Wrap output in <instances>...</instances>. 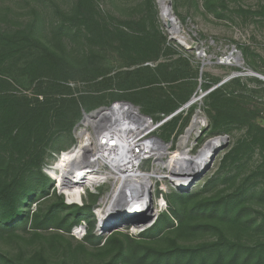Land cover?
<instances>
[{
	"label": "rangeland",
	"instance_id": "374dc122",
	"mask_svg": "<svg viewBox=\"0 0 264 264\" xmlns=\"http://www.w3.org/2000/svg\"><path fill=\"white\" fill-rule=\"evenodd\" d=\"M51 1L64 9L74 0H38L40 8L45 10L46 15L52 14ZM166 2L171 9L170 17L177 25L174 37L169 30L170 25L168 26L163 21L159 0H152L151 4L143 0H123L120 4L118 0H94L96 16L107 26L108 32L118 33V30L121 33L134 35V37L135 34L141 37L144 31L153 33L155 30L159 39L163 41L161 52L157 56L150 52L147 56L153 58L151 61L136 62L137 56L132 49L135 41L126 43L128 47L125 48L120 43L119 36L114 35L105 43L96 45V52L92 54L84 36L72 39L70 32L65 34L66 43L69 41L68 48L72 49L76 59L82 58L83 55L94 56L90 65L95 70L93 73L69 76L66 81L55 79V83L68 85L70 90L69 94H64L66 91L62 92L63 90L60 89L47 93L51 97L52 108L62 105L68 110L70 109L67 105L68 97L72 95L79 98L82 94H86L88 100L92 97L86 103L89 108L87 110L85 107L81 108L87 113L101 106L114 104L134 107L148 125L154 126L152 131L146 135V139L157 137L167 145L165 156L161 161L163 176L168 174L169 168L175 161L178 139L190 124L195 113H198L201 118V127L191 136L187 148L192 146L191 152L194 153L205 140L215 136H225L226 144L215 154L209 168L204 173L202 172L189 188L182 190L170 179H156L151 188L150 198L151 205L158 211L149 225L134 230L131 223H126L106 230L101 225L98 214L100 215L107 205V198L110 196L116 179L112 181V178L108 177L93 185L88 184L66 190L62 187L58 168L59 156L74 147L77 140L76 125L86 113L83 115L84 112L80 111L77 121L69 130L48 132L45 140L47 144L45 145L43 169L49 177L51 176L57 192H60L57 186L64 191L67 196L62 194L65 201L67 202L68 198L67 203L69 204L85 205V203H90L99 191H106L100 195L88 213V216L91 215L95 222L94 234L102 239L114 231H122L132 237H138L139 233L154 222L159 213L168 209L165 198L174 192L203 196L219 192L222 197L232 195L231 206L238 203L243 207L245 214L252 216L256 224H264V149L258 142V139L264 137L262 132L264 131V0H166ZM28 3L29 0L28 2L19 0L16 14H12L4 8L9 5L14 6L9 0L2 1L1 7L4 10L2 12L7 16L0 23L3 32H14L21 29L27 17H31ZM12 16L16 19H11ZM52 19L58 22L60 17L56 16ZM140 21L143 26H139ZM74 31H76L75 28ZM137 42L139 40H136ZM231 47L237 50L238 61L236 63L238 65H235V62L227 64L226 60L230 56ZM80 61L84 62V58ZM16 67H19V64ZM143 67L158 69L154 75L143 71L138 78L129 74L131 81L125 83V87L137 89L151 81L153 83L146 87L151 86L155 89L148 91L145 98L140 97L144 105L140 102L129 105L123 102L122 97L116 95L123 90L118 86L119 80L116 76L123 72H135ZM12 74L17 77L18 82L11 80L12 87L2 94L27 95L32 98L33 90L37 89L39 79L31 84L27 72L20 73L14 70ZM204 83L210 84L207 91L222 85L220 93L214 100H211L215 108L206 105L207 91L202 89ZM172 87L174 88L171 90ZM169 92L175 93L174 97L177 100L180 97L186 98L180 103V107L190 100L192 102L190 106L179 112L174 113V111L165 116L171 119L180 115L176 125L178 133L170 139L166 138L165 133L160 130L161 124L155 126L161 120L159 117L162 115L156 106L157 98L161 99L162 94ZM114 94L116 97L112 96ZM62 98L65 99L63 102L60 101ZM39 99L43 97L40 96ZM144 106L149 110H144ZM73 113L71 112V115ZM210 113L217 116L219 126L216 130L212 127ZM183 122L184 125L180 127ZM154 164L153 158H144L139 164V169L148 172L152 170ZM36 207L34 203L31 206L33 209ZM81 223L80 232H83L87 221H81ZM231 224L228 219H221L217 226L189 238L179 239L178 243L183 242L187 246H196L220 238L222 246L227 247L226 242L229 241L236 245L246 246L257 245L260 241L264 242V231L255 228L253 229L256 231L249 232L251 235L239 231L240 238H236L234 227ZM72 229L69 234L76 240H82L79 230L75 232V228ZM37 242L39 240L33 239L31 244L36 245ZM97 262L98 260L93 259L82 264H96ZM237 262L238 257L233 264Z\"/></svg>",
	"mask_w": 264,
	"mask_h": 264
},
{
	"label": "trees",
	"instance_id": "16d2710c",
	"mask_svg": "<svg viewBox=\"0 0 264 264\" xmlns=\"http://www.w3.org/2000/svg\"><path fill=\"white\" fill-rule=\"evenodd\" d=\"M2 1L0 23L7 17L2 12ZM9 1L14 7L9 5L4 9L16 14L19 0ZM143 1L152 3V0ZM27 6L31 17H27L20 30L3 32L0 27V264H82L93 259L98 260L96 264H233L237 257L236 264H262L264 242L261 241L253 246L236 245L229 241L226 242L227 247L222 246L220 238L196 246L178 243L179 239L217 226L224 218L232 223L236 238H240L239 231H264V224H256L238 203L231 206L232 195L222 197L219 192L204 196L193 193L169 194L165 198L168 209L159 213L138 237L122 231H114L103 239L94 234L95 222L88 213L106 191H99L85 205L69 204L62 195H65L64 191L57 186L60 193L57 192L53 180L43 169L48 132L69 130L77 121L80 111L84 112L83 107L86 110L89 108L86 106V94L79 95V98L70 94L68 110L62 105L52 108V100L47 93L60 89L66 91L64 94H69L70 87L55 83V79L66 81L69 76L93 73L95 70L90 65L94 56L83 55L84 62L80 61L82 58L76 59L64 35L70 32L72 39L84 36L92 54L96 52V45L105 43L114 35L119 36L125 48L128 47L126 43L134 40L132 49L137 56L136 62L153 60L147 55L152 52L157 56L163 41L155 30L153 33L144 31L141 37L118 30V33L108 32L107 26L96 16L94 0H74L64 9L51 1L50 15L40 8L38 0H29ZM56 16L60 17L58 22L52 19ZM11 19L15 20L16 17L12 16ZM138 24L143 26L142 21ZM136 40L139 42L136 43ZM18 64L19 67H16ZM157 69L143 67L135 72L119 73L116 76L119 80L117 84L123 90L116 95L129 105L142 103L140 97L145 98L148 91L155 89L146 87L153 82L148 81L140 88L131 89L125 87V83L131 81L128 75L138 78L143 71L154 75ZM14 70L27 72L31 84L39 79L32 98L2 94L12 87L11 80L18 82L12 74ZM221 86L207 91L210 84H203L202 89L207 91L206 105L215 108L211 100L220 93ZM174 94L169 92L162 94L161 99L157 98L156 106L162 112L159 120L176 111L186 99L180 97L177 100ZM40 96L43 99H39ZM64 100L62 98L60 101ZM144 110L149 109L144 106ZM71 112L74 113L71 115ZM209 115L213 129H218L217 116ZM179 118L180 115L174 116L160 125L166 138L170 139L178 133L176 125ZM183 125L184 122L180 127ZM258 142L264 149V137ZM33 203L37 205L34 209L31 208ZM85 220L87 224L82 240L74 239L69 232ZM33 239L39 242L32 245Z\"/></svg>",
	"mask_w": 264,
	"mask_h": 264
},
{
	"label": "bare ground",
	"instance_id": "6f19581e",
	"mask_svg": "<svg viewBox=\"0 0 264 264\" xmlns=\"http://www.w3.org/2000/svg\"><path fill=\"white\" fill-rule=\"evenodd\" d=\"M159 5L163 21H169V30L174 37L177 25L170 17L171 9L166 0H159ZM237 57L235 65H238ZM191 103L190 100L187 106ZM76 126L74 147L58 158L62 187L71 190L96 184L108 177L112 181L116 179L107 205L98 214L106 230L128 222L134 230L146 225L158 211L151 205L150 198L156 179H170L175 186L185 190L209 168L215 154L226 144L225 136L211 137L192 153L193 147L187 148L188 141L201 127V118L195 113L178 139L175 161L168 174L163 176L161 161L167 145L157 137L146 139L154 126L148 125L134 107L121 104L101 106L86 113ZM148 157L153 158L155 164L151 171L143 172L139 164Z\"/></svg>",
	"mask_w": 264,
	"mask_h": 264
},
{
	"label": "built area",
	"instance_id": "2783aa9c",
	"mask_svg": "<svg viewBox=\"0 0 264 264\" xmlns=\"http://www.w3.org/2000/svg\"><path fill=\"white\" fill-rule=\"evenodd\" d=\"M232 48H234V47H231V51H230V53H229V55H230V57L226 60L227 61V64H232L233 62H235V56H238L237 55V50L234 48V49H232ZM238 58V57H237ZM221 60V59H220ZM222 61V60H221ZM227 78H229V77H227ZM217 86V85H216ZM168 118V116L167 117H165L164 119H162V120H160L159 121V123L157 124V125H160V124H162L163 123V120H166ZM80 226L81 225H79L78 227H75V232L77 231V230H79V232L81 231V229H80ZM83 232H84V230H83ZM83 232H80V236H82L83 235Z\"/></svg>",
	"mask_w": 264,
	"mask_h": 264
},
{
	"label": "water",
	"instance_id": "95a60500",
	"mask_svg": "<svg viewBox=\"0 0 264 264\" xmlns=\"http://www.w3.org/2000/svg\"><path fill=\"white\" fill-rule=\"evenodd\" d=\"M166 24L169 26L170 24H169V21H167L166 20ZM189 104V101L186 103V104H184V105H182L181 107H179L174 113H176V112H179L180 110H182L183 108H185V107H187V105ZM169 118V117H168ZM167 118V119H168ZM166 119V120H167ZM166 120H163V122L164 121H166ZM159 122H157L156 124H155V126H157V124H158ZM50 178H51V176H50ZM179 190H181V189H179ZM60 193V192H59ZM67 202H68V200H67ZM153 219H154V217H153ZM153 219L150 221V222H148L146 225H149L152 221H153ZM129 223V222H128ZM126 224V223H125ZM146 225H144V226H146ZM118 226H121V225H118ZM144 226H142V227H144ZM115 227H117V226H115ZM114 227H112V228H110V229H108V230H111V229H113Z\"/></svg>",
	"mask_w": 264,
	"mask_h": 264
}]
</instances>
